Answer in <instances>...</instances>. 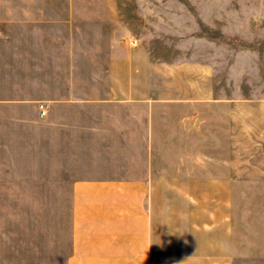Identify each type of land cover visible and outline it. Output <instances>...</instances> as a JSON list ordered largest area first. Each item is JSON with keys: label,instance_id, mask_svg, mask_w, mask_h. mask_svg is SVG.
<instances>
[{"label": "crops", "instance_id": "obj_1", "mask_svg": "<svg viewBox=\"0 0 264 264\" xmlns=\"http://www.w3.org/2000/svg\"><path fill=\"white\" fill-rule=\"evenodd\" d=\"M143 1L0 0V264H234L188 192L264 154V103L196 13Z\"/></svg>", "mask_w": 264, "mask_h": 264}, {"label": "rangeland", "instance_id": "obj_2", "mask_svg": "<svg viewBox=\"0 0 264 264\" xmlns=\"http://www.w3.org/2000/svg\"><path fill=\"white\" fill-rule=\"evenodd\" d=\"M143 3L166 7L167 12L182 8L196 13L199 37L213 39L215 54L228 56L231 98L264 103V0H144ZM228 162V192L198 189L188 194L197 200L199 216L214 210V246L233 247L237 252L233 255L234 264H264V154H229ZM203 164L199 159V174L205 169ZM198 186L201 188L203 183ZM166 193L170 212L176 201L185 204L175 196L177 192ZM191 205L194 206L193 201ZM169 218L173 220V214ZM168 225L172 232L174 222ZM210 230L206 223L197 224L199 236L200 232ZM174 241L168 239L167 245ZM184 241L199 246L210 242L202 237L185 239L183 244Z\"/></svg>", "mask_w": 264, "mask_h": 264}, {"label": "built area", "instance_id": "obj_3", "mask_svg": "<svg viewBox=\"0 0 264 264\" xmlns=\"http://www.w3.org/2000/svg\"><path fill=\"white\" fill-rule=\"evenodd\" d=\"M46 106H44V105H41V115H45V111H44V108H45Z\"/></svg>", "mask_w": 264, "mask_h": 264}]
</instances>
